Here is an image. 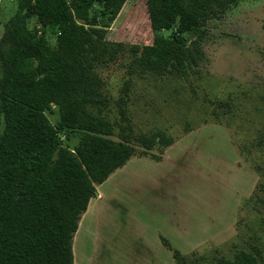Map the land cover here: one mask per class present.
Segmentation results:
<instances>
[{
	"label": "rangeland",
	"instance_id": "374dc122",
	"mask_svg": "<svg viewBox=\"0 0 264 264\" xmlns=\"http://www.w3.org/2000/svg\"><path fill=\"white\" fill-rule=\"evenodd\" d=\"M17 2L1 3L0 35ZM176 25V17L150 12L146 0H125L103 37L97 40L92 34L86 45L87 62L105 97L92 110L102 111L109 123L107 136L127 140L138 156H159L163 144L176 142L167 158L178 171L167 176L176 184L174 193L164 195L161 187L145 190L143 184L153 175H164L170 164L163 162L157 169L149 158L134 156L113 173L118 175L111 184L105 180L96 186L103 192L111 185L119 192L110 200L114 219L105 224L104 234L107 215L90 214L83 223L95 238L103 234L100 251L105 257L84 231L76 249L91 248L77 264H177L172 249L187 254L203 234L200 224L205 227L210 216L229 222L208 224V234L183 264H218L240 251L264 264V0L216 7L183 33L191 58L163 74H129L133 46L149 45L155 35L171 37ZM27 26L56 47L57 32L44 31L35 16ZM90 45L99 49L94 53ZM45 114L52 124L58 121L56 106ZM155 136L159 141L145 149ZM61 137L69 148L78 140ZM107 198L109 194L100 201L105 207Z\"/></svg>",
	"mask_w": 264,
	"mask_h": 264
},
{
	"label": "trees",
	"instance_id": "16d2710c",
	"mask_svg": "<svg viewBox=\"0 0 264 264\" xmlns=\"http://www.w3.org/2000/svg\"><path fill=\"white\" fill-rule=\"evenodd\" d=\"M125 0H18L0 35V264H73L72 238L95 185L135 155L127 140L107 135L101 80L86 59V45L103 37ZM153 13L176 17L171 37L155 35L133 46L128 73L167 72L191 54L183 33L216 7L237 0H146ZM96 5L97 9L93 8ZM35 16L57 32L56 47L27 26ZM88 25V27H86ZM95 53L99 45H90ZM56 106L52 124L45 111ZM121 114L124 110L121 108ZM77 136L74 147L64 143ZM158 136L145 149L158 142ZM172 142H166V147ZM145 155V154H144ZM140 156H143L140 155ZM151 156V155H150ZM153 157V156H151ZM159 158V156L153 157ZM169 247V243L162 239ZM172 249L177 264L187 257ZM218 264H256L240 251Z\"/></svg>",
	"mask_w": 264,
	"mask_h": 264
},
{
	"label": "crops",
	"instance_id": "0c3cea01",
	"mask_svg": "<svg viewBox=\"0 0 264 264\" xmlns=\"http://www.w3.org/2000/svg\"><path fill=\"white\" fill-rule=\"evenodd\" d=\"M175 143L169 144L168 146H166V148L164 150V154L163 153L160 154L159 155V158H153V157H151L149 155L136 156L138 158H149L150 160L153 161L152 165H154V168L157 167V169L160 167V165L162 167V163L163 162H167L168 161V163L170 164V166L163 173L164 175H160V174L153 175L154 178H152L150 180H147V183H144L143 184V186H142L143 189H145V190H152V189H159V187H161V188H163L162 190H164V195H167V192L168 193H171V194L174 193V191H175L174 189L176 187V184L174 183V181L168 179L167 176L169 177V174H177L176 172L178 171V167L175 166V164H173V161L171 159L167 158V155H168L167 152L171 149V147L175 146ZM130 160L131 159H129L123 166L117 168L116 170L122 169V167H124ZM158 165H159V167H158ZM116 170H114L112 173H110L107 176V178L105 179L106 180V183H109L113 179V176L115 177V175H118L117 173L116 174H113ZM166 172H167V174H166ZM111 174H113V175H111ZM165 174H166V176H165ZM103 182H101V183H103ZM101 183L95 185V195L92 196L89 199L88 204H87V207H86L85 211L83 212V214L81 215V217H80V219L78 221L77 229H76V231H75V233L73 235L72 244H71L72 254H73V264H77V259L78 258H81V256H83V253L85 251H87V250L89 251V249L91 248V246L95 247V245H96L97 246V249L100 251V249L102 247L101 246V244H102L101 242L103 241L102 236H103V234L105 232L104 226H105V224H110V223L113 222V219L114 218H112V217L114 215H112V212H113V210L111 209L112 208V205H111L112 204V201L110 203V200H112L113 196L118 195L119 192L116 189H112L111 185H109V187L106 186L105 190L103 191L104 192V194H103V192L99 191L97 189V187H96V186L99 187ZM111 183L112 182H110V184ZM108 194H109V200H108V198L106 199L107 200V204H106V207H105V205L102 204V203H100V201H101V199L103 198L104 195L107 196ZM236 199L237 198L234 196V199L232 200L233 204L231 205V213L233 215H235L234 214V210H236V208H237L236 206H237V203H238V201ZM148 209H152V207L149 206ZM95 210H96V212H94ZM150 211H152V210H150ZM100 212L102 214H104V215H107L108 218L106 220H104V222H103V234L97 235V237L95 238L94 236H92L91 234L88 233L87 225L85 227V224H83V223L86 222V221H84V219L87 218L90 214L91 215H94V214L100 215ZM228 222L229 221H227V222L226 221H220L219 217H211L210 216L209 217V221H207V225L208 224L209 225L213 224V225L220 226V225L225 224V223H228ZM207 225H205V227H203V225L200 224V227L199 228L202 231L201 233H203V234L198 238V240L193 245L192 249L187 254H189L190 252H192L193 250L196 249V245L199 244L198 242L204 240L205 236L208 234L207 233V229L208 228H206ZM84 231L86 233H88V235L91 237V239H90L91 241L90 242L93 245H91L90 247L85 248L84 250L81 249V252L79 253L77 251V249H76L77 237H78V235L80 233H82ZM158 236H159L160 240L161 239H165L169 243V240L164 235H162L161 233H158ZM98 240H100V241H98ZM99 253H100V255L102 257L103 256L105 257V254H103L101 251ZM135 258L138 259V261H139V258L138 257H135ZM174 262H175V260H174Z\"/></svg>",
	"mask_w": 264,
	"mask_h": 264
},
{
	"label": "built area",
	"instance_id": "2783aa9c",
	"mask_svg": "<svg viewBox=\"0 0 264 264\" xmlns=\"http://www.w3.org/2000/svg\"><path fill=\"white\" fill-rule=\"evenodd\" d=\"M4 0H0V5H1V3L3 2Z\"/></svg>",
	"mask_w": 264,
	"mask_h": 264
}]
</instances>
